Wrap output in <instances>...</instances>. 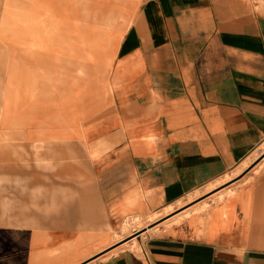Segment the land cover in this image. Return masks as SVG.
Returning <instances> with one entry per match:
<instances>
[{
  "label": "crops",
  "instance_id": "0c3cea01",
  "mask_svg": "<svg viewBox=\"0 0 264 264\" xmlns=\"http://www.w3.org/2000/svg\"><path fill=\"white\" fill-rule=\"evenodd\" d=\"M119 1L80 136L0 122V264H264V0Z\"/></svg>",
  "mask_w": 264,
  "mask_h": 264
},
{
  "label": "rangeland",
  "instance_id": "374dc122",
  "mask_svg": "<svg viewBox=\"0 0 264 264\" xmlns=\"http://www.w3.org/2000/svg\"><path fill=\"white\" fill-rule=\"evenodd\" d=\"M68 7L64 0H0V122L29 127L36 109L51 113L57 128L45 129L39 124V130L28 131L27 137L38 140L37 145L80 136L82 101L100 93L91 83L104 74L106 65L96 64L95 47L92 52L86 48L91 29L87 23L82 26L79 17L72 23ZM71 39H80L86 47L75 45ZM78 61L86 63L92 73L86 89L67 85L82 78ZM32 65H57V69L33 71ZM36 96L42 100L32 104ZM54 99L62 104L59 113L53 112ZM70 122H76L78 129L65 127Z\"/></svg>",
  "mask_w": 264,
  "mask_h": 264
},
{
  "label": "bare ground",
  "instance_id": "6f19581e",
  "mask_svg": "<svg viewBox=\"0 0 264 264\" xmlns=\"http://www.w3.org/2000/svg\"><path fill=\"white\" fill-rule=\"evenodd\" d=\"M64 1L67 2V5L69 6L68 8L70 9L72 23H75L73 21L77 20L79 17L81 19L82 26L87 23L92 34L91 39H88L89 46L87 47L80 39H71V42H73L75 45H80V47H86L89 52H92V48L95 47V57L98 60H103L106 62L108 59V54L105 53V50L111 47L112 40L110 39L108 41H104L102 39V41L101 38H103L105 34L111 32L115 28H125L128 26L129 12L127 8L122 6L119 0ZM119 20L122 21L121 24L119 23ZM77 64L83 65V67L80 69V72L81 74L85 75L87 71L86 68L88 67H84V65L87 64L81 61H78ZM69 264H71V262Z\"/></svg>",
  "mask_w": 264,
  "mask_h": 264
}]
</instances>
